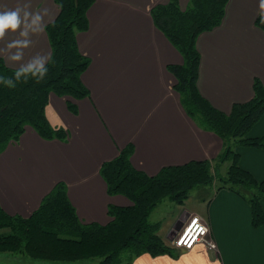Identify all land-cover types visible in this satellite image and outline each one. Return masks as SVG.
I'll use <instances>...</instances> for the list:
<instances>
[{
    "label": "crops",
    "instance_id": "obj_1",
    "mask_svg": "<svg viewBox=\"0 0 264 264\" xmlns=\"http://www.w3.org/2000/svg\"><path fill=\"white\" fill-rule=\"evenodd\" d=\"M167 1H93L86 12L88 27L76 33L78 48L89 59L81 74L89 94L79 99L49 94L46 117L52 126L67 131L66 140L44 139L26 126L17 141L0 151V206L6 212L29 215L53 185L63 181L78 217L104 224L108 204L130 201L107 193L99 168L128 143L133 146L131 164L148 175L164 166L219 155L222 139L186 113L173 88L175 78L167 66L181 63L182 56L153 25L149 13L154 4ZM178 1L181 7L188 3ZM16 6L39 10L42 20L6 30L0 38V58L13 68L41 57L46 63L51 49L45 26L57 15V4L0 0V10ZM258 16L264 19V0H228L221 22L196 39L199 91L224 112L252 96L255 78L264 84V31L255 24ZM15 40L28 43L9 46ZM16 53L19 59H13ZM67 100L74 102L76 111L67 107ZM263 133L264 113L248 136ZM236 150L240 165L263 179L264 148L240 145ZM212 187L204 218L216 249L196 243L188 250L174 248V255L143 253L131 264H264V224L252 226L250 206L241 195ZM260 203L264 212V199ZM184 209L202 216L191 207Z\"/></svg>",
    "mask_w": 264,
    "mask_h": 264
},
{
    "label": "trees",
    "instance_id": "obj_2",
    "mask_svg": "<svg viewBox=\"0 0 264 264\" xmlns=\"http://www.w3.org/2000/svg\"><path fill=\"white\" fill-rule=\"evenodd\" d=\"M58 13L45 26L52 62L49 71L40 76L24 73L21 68L7 66L0 58V76L12 79L15 87L0 84V151L15 142L26 126L42 138L66 140L68 133L54 127L45 114L50 93L79 99L89 92L81 80L89 59L80 52L76 33L88 27L86 12L94 0H54ZM228 0H188L181 7L178 0L156 3L150 10L153 25L182 56L179 64H169L174 90L179 94L186 113L196 123L215 132L222 139V150L214 160H192L162 167L148 175L130 162L131 143L118 150L112 159L103 161L99 174L109 195L126 197L128 205H107L108 222L82 221L72 205L66 184L57 181L29 215L10 214L0 206V252L23 253L35 260L76 264H131L143 253L152 256L174 255V248L158 233L160 221H149L150 213L163 200L184 205L192 189L212 185L228 188L241 195L251 210V224H264L261 200L264 199V178L257 179L240 165L237 146L264 148V133L248 136L250 128L264 113V84L255 78L252 96L233 103L230 111L214 107L201 94L197 85L200 52L198 35L217 26ZM255 24L264 31V19ZM27 77V79H25ZM39 77V80L37 79ZM67 107L76 111L72 100ZM219 165L215 168L212 162ZM227 162L225 175L218 168Z\"/></svg>",
    "mask_w": 264,
    "mask_h": 264
},
{
    "label": "rangeland",
    "instance_id": "obj_3",
    "mask_svg": "<svg viewBox=\"0 0 264 264\" xmlns=\"http://www.w3.org/2000/svg\"><path fill=\"white\" fill-rule=\"evenodd\" d=\"M216 159V158H215ZM213 167L216 168L219 166L216 161L212 162ZM228 163L224 162L221 164L220 168H218V175H225L226 167ZM215 186V184H214ZM214 193V188L212 185H204L200 187H196L192 189L189 193V197L184 201L183 208L178 204H175L169 200H163L160 204H158L153 211L150 213L149 221L155 222L160 221V229L158 233L163 237V239L167 238V234L171 232L169 238L167 239V243H170L171 239L175 236V234L184 226L187 217L189 214L193 213L190 211H186L184 207L188 206L191 209L196 210L202 214L204 217L206 214V207L208 201L212 197ZM202 198H204V202H202ZM185 212H183L184 210ZM187 209V208H186ZM177 219L181 221L175 225ZM178 226V227H177ZM0 264H76L74 263H61V262H52V261H42L35 260L30 258L29 256L23 253L16 252H0Z\"/></svg>",
    "mask_w": 264,
    "mask_h": 264
},
{
    "label": "clouds",
    "instance_id": "obj_4",
    "mask_svg": "<svg viewBox=\"0 0 264 264\" xmlns=\"http://www.w3.org/2000/svg\"><path fill=\"white\" fill-rule=\"evenodd\" d=\"M22 11H23V16L21 14ZM28 17H30V20L27 19ZM41 20H42V15L39 10L29 11L27 9H23L20 6H16L14 8H9L6 10H0V38L4 37L6 30L15 31L18 28H20L22 24L39 25V22ZM33 30L38 31L40 29L34 28ZM23 34L25 35L27 34V28L24 29ZM27 43L28 41L26 40H15L12 41L9 46L26 45ZM19 58H20L19 53H16L13 56V59H19ZM48 59L50 62H52L51 53L49 54ZM48 71L49 68L45 67L44 58L41 57L36 61L30 62L28 65L19 68L14 75L16 76L17 79H19L21 75L24 73L31 72L33 75L39 73L40 76H43L44 73ZM25 79H27V77H25ZM37 79L39 80V77H37ZM0 84H6L10 88L16 86L15 82L12 79L10 78L6 79L2 76H0Z\"/></svg>",
    "mask_w": 264,
    "mask_h": 264
},
{
    "label": "built area",
    "instance_id": "obj_5",
    "mask_svg": "<svg viewBox=\"0 0 264 264\" xmlns=\"http://www.w3.org/2000/svg\"><path fill=\"white\" fill-rule=\"evenodd\" d=\"M196 243H203L208 249H216L208 223L199 214L188 215L184 226L171 239L170 245L175 249H191Z\"/></svg>",
    "mask_w": 264,
    "mask_h": 264
},
{
    "label": "water",
    "instance_id": "obj_6",
    "mask_svg": "<svg viewBox=\"0 0 264 264\" xmlns=\"http://www.w3.org/2000/svg\"><path fill=\"white\" fill-rule=\"evenodd\" d=\"M181 220L180 219H177L176 223L174 226H176V224H178ZM178 227V226H177Z\"/></svg>",
    "mask_w": 264,
    "mask_h": 264
}]
</instances>
